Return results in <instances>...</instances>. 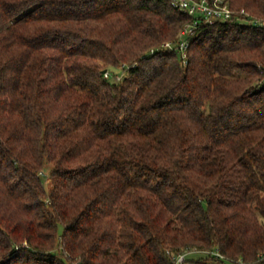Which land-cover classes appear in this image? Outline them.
<instances>
[{"label":"trees","instance_id":"16d2710c","mask_svg":"<svg viewBox=\"0 0 264 264\" xmlns=\"http://www.w3.org/2000/svg\"><path fill=\"white\" fill-rule=\"evenodd\" d=\"M227 1L0 0V264H264V0Z\"/></svg>","mask_w":264,"mask_h":264},{"label":"built area","instance_id":"2783aa9c","mask_svg":"<svg viewBox=\"0 0 264 264\" xmlns=\"http://www.w3.org/2000/svg\"><path fill=\"white\" fill-rule=\"evenodd\" d=\"M173 8L177 9L182 13L189 15L201 16L206 22L213 23L216 20H222L230 18V10L228 7L227 0H170ZM242 12V11H241ZM255 24H261L257 21ZM190 27H185L180 33L184 36L191 30ZM165 46H169V43H165ZM187 47V41L179 43V51L182 58L185 59V50ZM183 59V60H184ZM122 67V66H121ZM126 70L121 68V74L115 75L116 79L119 80L122 76H125ZM104 77H109L107 71L103 74ZM183 260V255H180L176 259V263H180Z\"/></svg>","mask_w":264,"mask_h":264},{"label":"rangeland","instance_id":"374dc122","mask_svg":"<svg viewBox=\"0 0 264 264\" xmlns=\"http://www.w3.org/2000/svg\"><path fill=\"white\" fill-rule=\"evenodd\" d=\"M228 2V1H227ZM259 20H262V21H264V19H259ZM122 65H120V66H118V68L116 69V70H113L114 71V79H116V77H115V75H120L121 74V67ZM105 72H106V70H105ZM105 72H103V74L105 73ZM125 73V72H124ZM127 75V73H125V76ZM117 80V79H116ZM49 166L50 165H47L46 166V169L44 170V171H42L41 173H40V175L42 176V179L44 180L43 182H44V185H45V188L48 190L49 188H50V186H51V182H50V175H49V172H50V168H49ZM49 169V170H48Z\"/></svg>","mask_w":264,"mask_h":264},{"label":"water","instance_id":"95a60500","mask_svg":"<svg viewBox=\"0 0 264 264\" xmlns=\"http://www.w3.org/2000/svg\"><path fill=\"white\" fill-rule=\"evenodd\" d=\"M105 72V70H102V73Z\"/></svg>","mask_w":264,"mask_h":264}]
</instances>
